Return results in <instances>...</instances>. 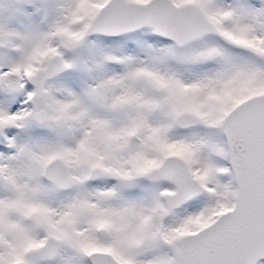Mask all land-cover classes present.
Here are the masks:
<instances>
[{
	"label": "snow or ice",
	"instance_id": "6c2138e0",
	"mask_svg": "<svg viewBox=\"0 0 264 264\" xmlns=\"http://www.w3.org/2000/svg\"><path fill=\"white\" fill-rule=\"evenodd\" d=\"M0 264H264V0H0Z\"/></svg>",
	"mask_w": 264,
	"mask_h": 264
}]
</instances>
